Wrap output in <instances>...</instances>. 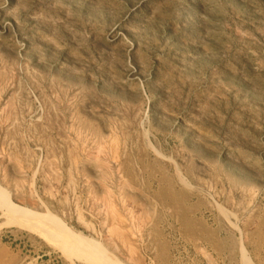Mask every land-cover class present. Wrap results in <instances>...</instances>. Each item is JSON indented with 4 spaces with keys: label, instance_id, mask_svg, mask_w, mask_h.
<instances>
[{
    "label": "rangeland",
    "instance_id": "obj_1",
    "mask_svg": "<svg viewBox=\"0 0 264 264\" xmlns=\"http://www.w3.org/2000/svg\"><path fill=\"white\" fill-rule=\"evenodd\" d=\"M0 264H264V0H0Z\"/></svg>",
    "mask_w": 264,
    "mask_h": 264
},
{
    "label": "bare ground",
    "instance_id": "obj_2",
    "mask_svg": "<svg viewBox=\"0 0 264 264\" xmlns=\"http://www.w3.org/2000/svg\"><path fill=\"white\" fill-rule=\"evenodd\" d=\"M63 236V235H62ZM63 244V243H62ZM65 247V249L67 250V247L66 246H64Z\"/></svg>",
    "mask_w": 264,
    "mask_h": 264
}]
</instances>
